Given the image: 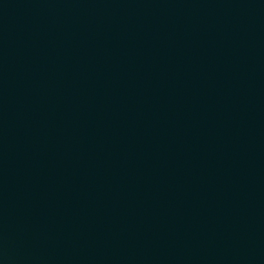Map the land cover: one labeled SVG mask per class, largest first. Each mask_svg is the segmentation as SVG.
<instances>
[{"label": "water", "instance_id": "water-1", "mask_svg": "<svg viewBox=\"0 0 264 264\" xmlns=\"http://www.w3.org/2000/svg\"><path fill=\"white\" fill-rule=\"evenodd\" d=\"M0 264H264V0H0Z\"/></svg>", "mask_w": 264, "mask_h": 264}]
</instances>
